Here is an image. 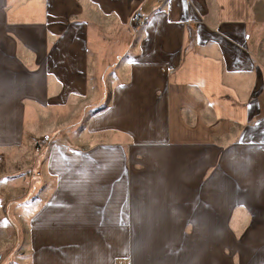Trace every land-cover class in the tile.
Wrapping results in <instances>:
<instances>
[{
	"label": "crops",
	"instance_id": "0c3cea01",
	"mask_svg": "<svg viewBox=\"0 0 264 264\" xmlns=\"http://www.w3.org/2000/svg\"><path fill=\"white\" fill-rule=\"evenodd\" d=\"M100 103L0 264H264V0H0V177Z\"/></svg>",
	"mask_w": 264,
	"mask_h": 264
},
{
	"label": "rangeland",
	"instance_id": "374dc122",
	"mask_svg": "<svg viewBox=\"0 0 264 264\" xmlns=\"http://www.w3.org/2000/svg\"><path fill=\"white\" fill-rule=\"evenodd\" d=\"M131 20L133 23L139 24V14L135 13ZM97 76L95 75V77ZM110 76L111 73H107L106 71L104 80L94 79L92 83L97 82L99 86L96 88L101 92L102 90L107 89L109 83H111ZM80 106V104H73L68 106L67 109L63 107L64 109H61L59 113L52 114L54 116L52 119L53 122H50V119H45L39 122V131L37 133L40 134L35 137V140L32 143L31 153H28L25 156V160L21 164V166L27 167L20 170L15 175H3L0 177V184L3 183L7 186L6 188L8 189V196L10 200L17 199L16 197L19 196L18 200L23 201L24 199L26 201H36L41 199V194L47 187L50 191H53L56 188L61 178L57 174H54V171L57 168L55 167L56 162L54 160L51 161L53 153H56L55 150L57 148L68 153V139L71 141L73 138L79 137L80 128L83 126V123L86 121L88 115H90L91 112L98 110V108L103 107L104 103H100L98 105L92 104L91 106H87L88 108L86 109L82 108L83 111L80 109ZM52 123H55L57 128H54L55 131L50 133L49 128ZM72 131L73 137L70 136ZM44 136H46L45 139H43ZM58 158L59 156L55 159ZM36 161H38V165L35 166L34 163ZM40 164L44 166V175L42 174L43 169L41 170L43 167ZM1 166L2 165L0 164V167ZM13 169L14 168L9 169V171H13ZM15 169L18 168L15 167ZM13 236L14 233L11 234L10 232L9 237L12 239ZM14 247L16 248V246ZM218 247H220L219 243ZM221 254L222 250L218 249V259L220 260L221 258H219V256Z\"/></svg>",
	"mask_w": 264,
	"mask_h": 264
},
{
	"label": "built area",
	"instance_id": "2783aa9c",
	"mask_svg": "<svg viewBox=\"0 0 264 264\" xmlns=\"http://www.w3.org/2000/svg\"><path fill=\"white\" fill-rule=\"evenodd\" d=\"M45 138H46V136L43 137V139H45ZM40 141H41V140H40Z\"/></svg>",
	"mask_w": 264,
	"mask_h": 264
}]
</instances>
